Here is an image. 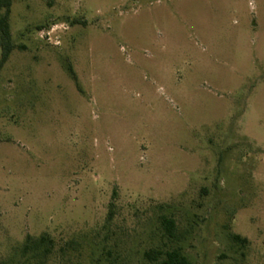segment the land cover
Instances as JSON below:
<instances>
[{
	"label": "rangeland",
	"instance_id": "1",
	"mask_svg": "<svg viewBox=\"0 0 264 264\" xmlns=\"http://www.w3.org/2000/svg\"><path fill=\"white\" fill-rule=\"evenodd\" d=\"M10 25L0 264H264V0H13Z\"/></svg>",
	"mask_w": 264,
	"mask_h": 264
},
{
	"label": "trees",
	"instance_id": "2",
	"mask_svg": "<svg viewBox=\"0 0 264 264\" xmlns=\"http://www.w3.org/2000/svg\"><path fill=\"white\" fill-rule=\"evenodd\" d=\"M13 0H0V72L10 59L12 52L15 49L10 17L12 13ZM162 229L170 237H175L176 223L172 218L162 216L160 220ZM234 241L246 245L247 239L240 237L239 235L233 236ZM73 243L67 245L68 249ZM56 243L47 234L40 238L28 237L27 241L22 249L24 257L33 256L35 259H39L42 262H46L52 258L55 253ZM65 248L61 249V252H65ZM145 259L150 264H193L183 253L181 247L174 246L170 249H151L144 255Z\"/></svg>",
	"mask_w": 264,
	"mask_h": 264
}]
</instances>
